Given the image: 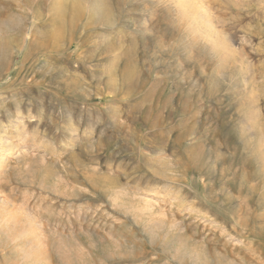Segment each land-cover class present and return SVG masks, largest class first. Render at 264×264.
Listing matches in <instances>:
<instances>
[{"label": "rangeland", "instance_id": "1", "mask_svg": "<svg viewBox=\"0 0 264 264\" xmlns=\"http://www.w3.org/2000/svg\"><path fill=\"white\" fill-rule=\"evenodd\" d=\"M0 137V264H264V0H0Z\"/></svg>", "mask_w": 264, "mask_h": 264}, {"label": "bare ground", "instance_id": "2", "mask_svg": "<svg viewBox=\"0 0 264 264\" xmlns=\"http://www.w3.org/2000/svg\"><path fill=\"white\" fill-rule=\"evenodd\" d=\"M89 7V6H88ZM78 9V7H77V5L75 6V7H73L72 8V10L71 11H73V13H72V16H73V18L74 19H76V18H78L79 16H80V12L77 10ZM94 10V9H93ZM81 12H82V10H81ZM109 14V13H108ZM74 28V27H73ZM27 30V29H26ZM211 32V31H210ZM73 34H74V32H73ZM67 35V34H66ZM56 36H57V34H56ZM56 36H55V38H56ZM72 36H74V35H72ZM54 38V39H55ZM206 38V37H205ZM208 38V37H207ZM56 40H57V38H56ZM73 42V38H71V43ZM22 67V66H21ZM16 85V84H15ZM138 86V85H137ZM69 88V87H68ZM18 120V119H17ZM14 123V122H13ZM19 123V122H18ZM12 126V125H11ZM13 127V129H14V131H18L19 130V127H17L16 126V124H14V126H12ZM19 132H20V130H19ZM31 138V137H30ZM8 139H5L4 137H0V154H2L3 152H5V151H7V150H9L10 151V146H11V141H7ZM40 142V141H39ZM44 145V144H43ZM0 157H1V159H2V156L0 155ZM160 161V160H159ZM162 162V161H161ZM153 163H155V162H153ZM46 180V179H45ZM45 183H46V181H45ZM53 185V184H52ZM51 185V186H52ZM105 186V185H104ZM117 187V186H116ZM113 187L114 189H116L117 190V188L119 189V187ZM166 187V186H165ZM102 188V187H101ZM112 187H111V189H113ZM113 191V190H112ZM115 191V190H114ZM116 192V191H115ZM118 192V191H117ZM182 192V191H181ZM112 194V193H111ZM183 194V193H182ZM117 196V195H116ZM41 197V196H40ZM115 200H117V198L115 199ZM121 200V199H120ZM113 201V200H112ZM118 201V200H117ZM119 203V202H118ZM2 204H4V203H2ZM7 205V204H6ZM9 219V218H8ZM0 223H1V221H0ZM8 223V222H7ZM2 224V223H1ZM0 224V225H1ZM31 224V223H30ZM30 224H25V229L24 230H22L19 234H18V236H20V237H22V238H27V236L30 234H34L33 233V230H31L30 231V228H31V226H32V224L30 225ZM34 228V227H33ZM156 229V228H155ZM29 231V232H28ZM41 232V231H40ZM152 233V232H151ZM42 234V233H41ZM38 241V240H37ZM185 252V251H184ZM182 253V252H181ZM193 259H195V258H193ZM200 262V261H199Z\"/></svg>", "mask_w": 264, "mask_h": 264}]
</instances>
